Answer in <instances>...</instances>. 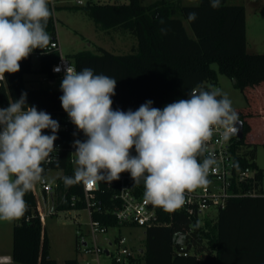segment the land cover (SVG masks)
<instances>
[{
  "label": "trees",
  "instance_id": "trees-1",
  "mask_svg": "<svg viewBox=\"0 0 264 264\" xmlns=\"http://www.w3.org/2000/svg\"><path fill=\"white\" fill-rule=\"evenodd\" d=\"M49 7L52 15L46 31L51 38L50 45L57 38V32L51 0ZM83 11L104 31L123 32L137 40V46L129 54L118 55L99 48L98 54L82 52L70 58L78 72L86 67L92 68L95 74L117 80L116 94L112 97L113 110L135 111L148 100L153 102V107L163 109L169 103L188 99L190 90L197 85L205 89L209 85L217 86L219 74L225 75L244 93L248 104L243 111L233 108L244 129V136L237 144L249 149L245 157L250 156L252 160L244 158L241 163L245 168L257 169L258 176L262 177L264 170L255 161L257 144L248 137L254 130L249 119L263 116L264 95L259 97L255 90L264 86V53L247 51L245 6L227 5V0H221L217 9L211 7L210 0H201L196 5H185L181 0H159L145 6L141 0H128L115 4L91 2L83 7ZM189 12L197 13L194 22L188 21ZM185 22L193 36L189 35ZM162 27L168 29L166 35L161 33ZM37 51L43 54L37 69L33 70L31 54ZM33 52L20 62L19 72L5 73V82L0 89V107L7 108L9 101L18 100L26 92L28 106L47 112L60 125L67 115L60 101L62 91L50 87L29 89L24 79L31 73L53 79L51 69L58 61L59 53L41 49ZM214 64L218 71L212 67ZM77 132L79 140L87 139L83 132ZM44 134L52 133L46 129ZM57 136L54 144L62 146L59 157L42 165L43 176L52 170L63 172L56 180L54 194H57L58 202L55 211L84 210L82 182L72 186L63 182V177L73 176L76 168L72 163L71 133L59 130ZM135 154L133 149L132 155ZM114 196L115 191L101 181L95 192L93 216L111 228L117 225L113 213L120 205ZM74 198L75 204L72 205ZM24 199L27 211L16 219L13 229L14 264H58L50 255V243L33 189L25 194ZM161 220L160 225L145 229L142 264H264V197L231 199L214 219H207L204 224L194 219V228L184 241L195 254H203L200 260L176 253V234L192 229L189 216L177 209L162 208ZM76 263L77 259L66 261V264Z\"/></svg>",
  "mask_w": 264,
  "mask_h": 264
},
{
  "label": "clouds",
  "instance_id": "clouds-1",
  "mask_svg": "<svg viewBox=\"0 0 264 264\" xmlns=\"http://www.w3.org/2000/svg\"><path fill=\"white\" fill-rule=\"evenodd\" d=\"M49 2L0 0V78L19 72L20 62L35 49L48 47ZM220 3L210 0L213 9ZM187 19L194 22L197 13L189 12ZM160 31L166 35L168 29L162 27ZM61 70L60 66L53 68L57 73ZM64 71L62 108L87 138L73 143L76 168L73 176L63 177L66 186L100 181L111 184L128 172L134 184L143 181L146 201L173 210L185 202L187 193L207 183L208 173L216 164L212 154L205 155L214 133L228 141L239 131L235 126L238 114L220 88L197 85L188 99L163 109L153 107L148 100L137 110L125 112L112 107L115 78L95 74L87 67L78 72L70 65ZM26 100L24 92L18 100L9 101L7 108H0V221L25 215V194L44 180L42 165L50 163L56 151L58 121L28 106ZM46 129L52 134L45 135Z\"/></svg>",
  "mask_w": 264,
  "mask_h": 264
},
{
  "label": "built area",
  "instance_id": "built-area-1",
  "mask_svg": "<svg viewBox=\"0 0 264 264\" xmlns=\"http://www.w3.org/2000/svg\"><path fill=\"white\" fill-rule=\"evenodd\" d=\"M53 0L51 5L53 7ZM78 4H82L78 2ZM44 51H55L59 53L58 61L52 66L51 73L54 78L48 76H41V82L49 86H53L57 82L61 83L65 75L64 68L66 66H74L71 59L65 57L61 52L59 40L56 38L51 42L49 47ZM43 52H33L31 55L32 62L39 63ZM61 57L64 59L62 60ZM56 66L61 67L60 72H54L53 68ZM38 67V65H37ZM75 67V66H74ZM76 69V68H75ZM5 82V77L0 78V89ZM1 108V107H0ZM59 130L71 133L72 141L78 139V132L75 125L71 122L68 115ZM240 140L235 135H232L228 141L221 139L220 133L216 132L211 137L208 143V152L205 155L212 154L216 160V164L210 169L207 176V183L197 187L194 191L187 193L185 202L177 209L180 212H185L192 220V229L188 232H178L176 234L178 241L176 242V253L185 257H196L198 260L203 254H195L193 248H188L184 238L188 236L190 231L194 228V221L204 224L207 219H214L220 210L224 209L231 199L239 198L242 196L251 197H264V172L262 177L258 176V170L255 168H245L242 165L244 158L250 161V156L245 157L248 148L238 145L237 141ZM71 147L72 163L76 159L75 148ZM56 151L52 153V160L59 157L62 149L61 144H54ZM199 159H203L200 157ZM252 162V160L250 161ZM49 162H45L48 164ZM76 167V165H75ZM101 182V181H100ZM100 182L95 184H85L82 182L84 190V198L86 202L85 210L89 216V241L83 236L81 230L77 232L80 240L79 253L81 259L77 260L76 264H102L101 257L106 255L110 260L109 264H142L144 251H134L128 247L127 241L124 237H116L114 240L109 241L107 247H102L98 242V236L105 235L111 229L96 220L93 216V208L95 207V192L99 190ZM107 187L115 191L114 198L120 201V205L114 209V216L117 225L114 228L121 227H140L148 228L162 223L161 211L162 207L154 206L146 201L143 196L144 186L143 181L140 184H134L131 175H121L119 180L113 181L111 184L107 183ZM40 188L45 197L54 195L57 187L55 184H50L46 177L39 182ZM248 186V189L245 187ZM34 191V190H33ZM75 204V198L73 204ZM38 210L44 221V215L41 213L38 205ZM215 211L217 214L213 216L210 212ZM195 219V220H194ZM1 261V260H0Z\"/></svg>",
  "mask_w": 264,
  "mask_h": 264
},
{
  "label": "rangeland",
  "instance_id": "rangeland-1",
  "mask_svg": "<svg viewBox=\"0 0 264 264\" xmlns=\"http://www.w3.org/2000/svg\"><path fill=\"white\" fill-rule=\"evenodd\" d=\"M147 6L159 0H141ZM81 2L82 4H78ZM115 4L127 3L128 0H56L53 2V13L56 23L57 39L61 46L62 54L67 58L82 52L98 54L99 48H103L114 54L125 55L131 53L133 47L137 46V40L123 32L104 31L92 21L83 11L88 3ZM200 0H186L185 5H196ZM227 5H243L246 8L249 40L258 37L259 26H264V0H227ZM185 26L190 36L193 32L187 22ZM126 34V33H124ZM251 43V41H250ZM251 49V48H250ZM257 53H264V41L258 46ZM37 62L33 63V70L37 69ZM218 71V66H212ZM26 87L29 89L39 87H50L60 89L61 83L53 86L41 82L42 77L37 73L25 75ZM220 88L227 94L232 102V108L243 111L247 108V99L239 89L234 87L233 82L225 75L219 74V84L214 86ZM256 124V122H253ZM253 137L248 140L257 144L256 164L264 170V126L259 130L254 126ZM61 170H52L45 176L50 184H55L58 177L62 176ZM34 194L39 204L41 213L44 215V231L50 243V255L58 264H66L67 260L81 259L79 253L80 240L77 232L81 230L84 237L89 241V216L88 212L82 210L55 211L57 205V194L45 197L39 182L33 187ZM216 216V212H210ZM16 219L9 221V229H14ZM5 229V227H3ZM124 237L127 245L134 251L145 249V229L140 227L111 228L107 234L98 236V242L102 247H107L108 242L116 237ZM102 264H109L106 255L101 257Z\"/></svg>",
  "mask_w": 264,
  "mask_h": 264
},
{
  "label": "crops",
  "instance_id": "crops-1",
  "mask_svg": "<svg viewBox=\"0 0 264 264\" xmlns=\"http://www.w3.org/2000/svg\"><path fill=\"white\" fill-rule=\"evenodd\" d=\"M183 4L186 0H181ZM201 1V0H200ZM246 27H247V51L249 53H257L258 46L260 43L264 41V26H259L258 37H254L252 40H249V29H248V21H247V14H246ZM125 38H127V34H122ZM251 41V43H250ZM134 48V47H133ZM251 48V49H250ZM255 94L259 97L264 95V86L258 87L255 90ZM263 116L261 118H252L249 119V123L252 128L257 127L259 130V126H264V109ZM256 122V124H253ZM253 132L250 133V137H253ZM39 205V204H38ZM44 223V221H43ZM5 227V229L3 228ZM12 249H13V230L9 229V221H0V264H14L12 260ZM78 260V259H77Z\"/></svg>",
  "mask_w": 264,
  "mask_h": 264
},
{
  "label": "water",
  "instance_id": "water-1",
  "mask_svg": "<svg viewBox=\"0 0 264 264\" xmlns=\"http://www.w3.org/2000/svg\"><path fill=\"white\" fill-rule=\"evenodd\" d=\"M235 126L239 129L237 135L235 136L239 139H242L244 136L243 123L239 121Z\"/></svg>",
  "mask_w": 264,
  "mask_h": 264
}]
</instances>
